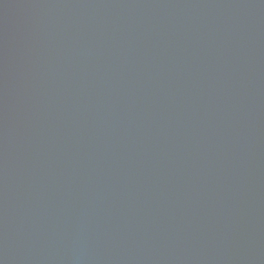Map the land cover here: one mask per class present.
<instances>
[{
	"label": "water",
	"instance_id": "95a60500",
	"mask_svg": "<svg viewBox=\"0 0 264 264\" xmlns=\"http://www.w3.org/2000/svg\"><path fill=\"white\" fill-rule=\"evenodd\" d=\"M0 264H264V0H0Z\"/></svg>",
	"mask_w": 264,
	"mask_h": 264
}]
</instances>
